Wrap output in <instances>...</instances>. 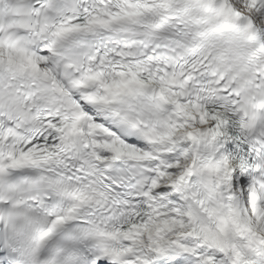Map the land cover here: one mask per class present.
<instances>
[{"label": "snow or ice", "instance_id": "1", "mask_svg": "<svg viewBox=\"0 0 264 264\" xmlns=\"http://www.w3.org/2000/svg\"><path fill=\"white\" fill-rule=\"evenodd\" d=\"M0 264H264V0H0Z\"/></svg>", "mask_w": 264, "mask_h": 264}]
</instances>
